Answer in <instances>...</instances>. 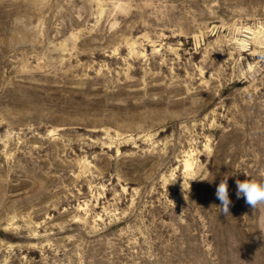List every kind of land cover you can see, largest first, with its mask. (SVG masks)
<instances>
[{"label": "rangeland", "instance_id": "obj_1", "mask_svg": "<svg viewBox=\"0 0 264 264\" xmlns=\"http://www.w3.org/2000/svg\"><path fill=\"white\" fill-rule=\"evenodd\" d=\"M244 173L264 0H0V264H264Z\"/></svg>", "mask_w": 264, "mask_h": 264}, {"label": "clouds", "instance_id": "obj_2", "mask_svg": "<svg viewBox=\"0 0 264 264\" xmlns=\"http://www.w3.org/2000/svg\"><path fill=\"white\" fill-rule=\"evenodd\" d=\"M244 174L247 176L246 173ZM234 175L236 173L232 175L225 173L215 192L216 198L220 201V205L216 207L226 217L230 215L229 207L232 204V201L229 199L228 179ZM235 183L237 199L244 198L245 203L253 210L264 206V177L257 179L247 176V179L243 181L236 179Z\"/></svg>", "mask_w": 264, "mask_h": 264}]
</instances>
